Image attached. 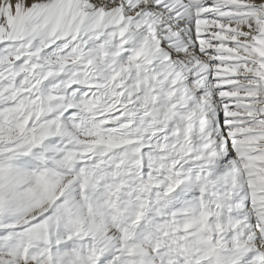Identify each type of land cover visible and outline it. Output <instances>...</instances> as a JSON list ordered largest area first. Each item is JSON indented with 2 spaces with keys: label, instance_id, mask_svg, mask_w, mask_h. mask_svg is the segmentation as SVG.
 <instances>
[{
  "label": "snow or ice",
  "instance_id": "obj_1",
  "mask_svg": "<svg viewBox=\"0 0 264 264\" xmlns=\"http://www.w3.org/2000/svg\"><path fill=\"white\" fill-rule=\"evenodd\" d=\"M0 264H264V0H0Z\"/></svg>",
  "mask_w": 264,
  "mask_h": 264
}]
</instances>
